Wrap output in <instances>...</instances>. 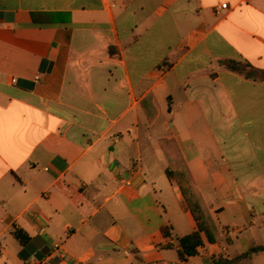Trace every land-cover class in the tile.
<instances>
[{
	"label": "crops",
	"instance_id": "obj_1",
	"mask_svg": "<svg viewBox=\"0 0 264 264\" xmlns=\"http://www.w3.org/2000/svg\"><path fill=\"white\" fill-rule=\"evenodd\" d=\"M231 59L264 69V0H0V264H264L238 259L264 245V81ZM165 140L214 236L187 259Z\"/></svg>",
	"mask_w": 264,
	"mask_h": 264
},
{
	"label": "trees",
	"instance_id": "obj_2",
	"mask_svg": "<svg viewBox=\"0 0 264 264\" xmlns=\"http://www.w3.org/2000/svg\"><path fill=\"white\" fill-rule=\"evenodd\" d=\"M222 64L226 68L244 75L246 78L264 81V69L255 67L250 63L231 59L223 60ZM165 144L171 145L172 148H174L173 152L180 155L179 148L174 141L165 140L164 145ZM167 174L171 180L178 184L184 198L185 208L193 214L197 223L196 231L178 239L180 257L182 259H187L198 255L199 247L203 245V234H205L210 241L214 240V236L211 231L204 203L202 202L196 184L185 164H177L172 160L167 169ZM163 230L166 235L169 234V227H164ZM259 251H264V245L252 247L249 251L240 255L238 259L248 257Z\"/></svg>",
	"mask_w": 264,
	"mask_h": 264
},
{
	"label": "built area",
	"instance_id": "obj_3",
	"mask_svg": "<svg viewBox=\"0 0 264 264\" xmlns=\"http://www.w3.org/2000/svg\"><path fill=\"white\" fill-rule=\"evenodd\" d=\"M226 8H228V4L223 3L215 9V12L217 14H222ZM57 254L60 257H64V253L62 251V244L60 242H54L50 247V252L41 259L36 260L33 264H56L54 257Z\"/></svg>",
	"mask_w": 264,
	"mask_h": 264
},
{
	"label": "rangeland",
	"instance_id": "obj_4",
	"mask_svg": "<svg viewBox=\"0 0 264 264\" xmlns=\"http://www.w3.org/2000/svg\"><path fill=\"white\" fill-rule=\"evenodd\" d=\"M169 148L172 151V160H173V162H175L177 164H183V161H182L180 155L173 152L174 151V148H172L171 145H169Z\"/></svg>",
	"mask_w": 264,
	"mask_h": 264
}]
</instances>
